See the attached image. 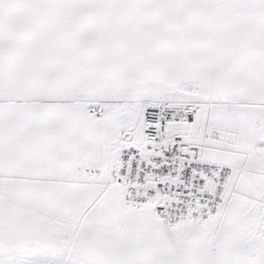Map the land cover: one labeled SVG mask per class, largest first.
Returning <instances> with one entry per match:
<instances>
[{"label": "snow or ice", "instance_id": "snow-or-ice-1", "mask_svg": "<svg viewBox=\"0 0 264 264\" xmlns=\"http://www.w3.org/2000/svg\"><path fill=\"white\" fill-rule=\"evenodd\" d=\"M0 264H264V0H0Z\"/></svg>", "mask_w": 264, "mask_h": 264}]
</instances>
